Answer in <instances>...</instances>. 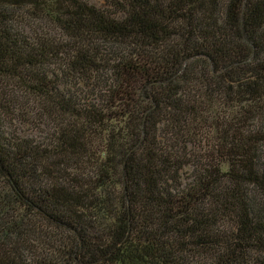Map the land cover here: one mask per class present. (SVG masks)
<instances>
[{"label": "trees", "instance_id": "obj_1", "mask_svg": "<svg viewBox=\"0 0 264 264\" xmlns=\"http://www.w3.org/2000/svg\"><path fill=\"white\" fill-rule=\"evenodd\" d=\"M103 1L0 0V264H264V0Z\"/></svg>", "mask_w": 264, "mask_h": 264}, {"label": "rangeland", "instance_id": "obj_2", "mask_svg": "<svg viewBox=\"0 0 264 264\" xmlns=\"http://www.w3.org/2000/svg\"><path fill=\"white\" fill-rule=\"evenodd\" d=\"M89 2L94 4V5H96L97 7H103L104 6V1L103 0H89ZM26 35L27 36H31V33L28 32V33H26ZM23 100H24V105L23 106L25 107L27 112L31 116H36V113L34 111L35 109L33 108L34 105L29 102L30 100L28 99V97H24ZM30 115H28V117H31ZM38 122L41 123L38 126V128L34 127L33 125L29 126L26 121H23L22 123L18 122L16 124V126L13 127L14 129L10 130V132L14 133V131L17 130L20 133V135H18V136L23 138V139H28L29 141H36V142H40V143H42V142L47 143L48 139H46V138L49 137L48 134H50V132L47 131L48 126L45 125L43 121H38ZM81 167L83 168V170L80 168L79 172L83 173L86 178L89 176V174H91V175L94 174L93 171L95 169L92 167L91 163L88 164L86 161H84V162H82ZM188 175L189 174H187L186 176H188ZM1 187H2V185H1ZM38 249L41 250V246H39Z\"/></svg>", "mask_w": 264, "mask_h": 264}]
</instances>
